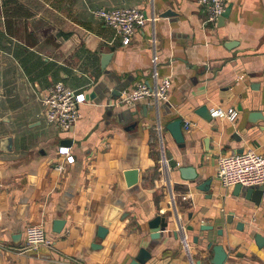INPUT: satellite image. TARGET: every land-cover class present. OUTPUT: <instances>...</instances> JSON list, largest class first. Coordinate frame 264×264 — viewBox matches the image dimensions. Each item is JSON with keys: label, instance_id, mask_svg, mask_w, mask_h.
<instances>
[{"label": "crops", "instance_id": "crops-1", "mask_svg": "<svg viewBox=\"0 0 264 264\" xmlns=\"http://www.w3.org/2000/svg\"><path fill=\"white\" fill-rule=\"evenodd\" d=\"M0 5V264H128L140 247L151 253L145 264H210L202 243L192 241L195 235L205 241V233L227 252L223 264H264V249L252 237L264 235V194L255 205L215 176L219 154L239 149L264 154V0H227L230 11L220 26L205 22L199 0H0ZM124 6L154 16L127 45L89 12ZM165 9L176 16L159 17ZM154 51L159 75L172 81L168 101L117 104L118 88L151 82ZM104 54L109 57L102 69ZM56 82L88 94L78 121L66 131L47 125L43 113L41 98ZM201 105L224 113L234 109L236 116L213 113L208 121L195 113ZM252 111L262 119L251 123ZM176 118L193 122L190 130L182 129V147L164 129L158 136L157 122L163 126ZM61 146L69 147L72 163L58 154ZM179 166L193 167L200 180L211 177L212 196L181 179ZM129 168L139 171L131 187L123 176ZM112 204L128 212L123 221L119 215L106 218ZM168 211L169 230L151 240L148 221ZM55 218L66 221L58 233L52 231ZM239 221L242 230L235 228ZM30 224H42L51 245L22 254L17 248ZM99 224L108 228L102 239L96 236ZM202 224L213 228L201 231ZM171 229L182 235L168 236ZM93 242L99 248H91Z\"/></svg>", "mask_w": 264, "mask_h": 264}, {"label": "built area", "instance_id": "built-area-1", "mask_svg": "<svg viewBox=\"0 0 264 264\" xmlns=\"http://www.w3.org/2000/svg\"><path fill=\"white\" fill-rule=\"evenodd\" d=\"M206 11V23L215 24L218 17L226 8L227 0H199ZM91 15L101 20L105 25L112 27L120 36L122 44L127 45L132 40L136 31L150 21H154V16L147 15L140 8L135 6H124L111 9L102 7L90 8ZM0 17H2V6L0 5ZM154 42V40H153ZM157 55L154 51L151 58V82L140 81L131 90L123 91L116 99L117 104L130 103L142 99H149L157 105L169 99L171 88V78L159 75L157 69ZM43 113L46 124L55 129L66 131L71 129L80 116L79 106L86 101V94L83 91L72 89L62 82L52 84L41 98ZM226 116L234 119L236 111L229 109L227 113L221 110L211 111V115ZM193 122L189 119H181V128L190 130ZM163 126L157 122L159 140ZM58 154L64 155L65 163H72L74 157L70 154L69 147L61 146ZM161 165L166 169L167 160L161 156ZM57 169L62 168V164L56 165ZM215 176L219 184L223 187H231L235 184L243 186H264V154L254 149H245L241 152L222 153L217 156L215 166ZM50 246L51 242L46 235L42 224L27 225L23 231V241L18 246L19 253L27 254L36 252L42 246Z\"/></svg>", "mask_w": 264, "mask_h": 264}, {"label": "water", "instance_id": "water-1", "mask_svg": "<svg viewBox=\"0 0 264 264\" xmlns=\"http://www.w3.org/2000/svg\"><path fill=\"white\" fill-rule=\"evenodd\" d=\"M230 11V5H227L223 13L218 17V25H222L224 19L228 16ZM171 16H176V12L171 10V9H165L159 13V17H171ZM109 54H104L102 56V63H101V68H105V61L108 59ZM101 86V85H100ZM126 87L124 88H118L116 90L115 98L120 96V94L124 91ZM99 87H95L94 91H92L91 96H95V94L98 92ZM86 97H88V94H86ZM195 113L204 118L205 120H211L212 115H211V110L206 106V105H201L195 109ZM258 119H262V115L259 111H252L249 114V121L251 123L256 122ZM138 121H134L131 126H135ZM163 129L168 131L171 135V137L174 139L176 144L180 147L184 146V135L183 131L181 128V119L176 118L173 120L168 121L163 125ZM237 139H240L236 133L234 134ZM10 142L11 139L10 137H6L3 139V143L6 145V149H10ZM238 152H241V149L238 150ZM177 171L179 173V177L181 179L187 180L189 182L195 183L197 189L202 190L206 192L208 197H211L213 192L216 190L215 185H213V179L211 177L207 179L200 180L199 179V174L194 170L193 167H188V166H179L177 168ZM138 169L137 168H129L123 171V176L126 182V185L128 187H131L135 185L138 181ZM232 194L236 196H241L243 199L251 201L255 205H259L262 199V196L264 194V186H243L240 184H235L232 188ZM68 194L65 192L63 194V200H66L68 198ZM58 211L62 212L63 207L59 206ZM171 214L170 211L156 215L154 218H152L150 221H148V230H149V238L151 240H155L160 238L161 232L164 229H168L171 226L172 222H167L166 218L169 217ZM119 215L120 220H124L128 216V212H122V208L117 206V205H109L106 213V218L108 220H113L116 216ZM191 217V212L188 213V218ZM234 217V213L231 211L229 212L225 219L227 223H231ZM176 220V218H175ZM65 219L63 218H55L52 222V231L55 233H58L61 231L65 224ZM177 223V222H176ZM244 225L243 221H239L236 223L235 228L237 230H242ZM213 228L212 225L209 224H202L200 225L199 229L201 231H208ZM188 230H191L192 227L190 225L187 226ZM108 232V228L104 225H97L96 228V236L98 238H104ZM217 235L222 234V229L217 228L216 231ZM179 235H182L181 232L171 229V233L168 234V236H171L173 238H178ZM253 239L256 243V245L260 248L264 249V235L260 233H254L253 234ZM181 238V237H180ZM184 240V239H183ZM204 240V239H203ZM202 239L199 240L198 236H193L192 241L194 243H202V248L207 251V254L205 256L204 261L209 262L210 264H223L224 261L226 260L227 257V252L224 250L223 246L221 243H218L213 240L208 239V234L205 233V241ZM98 243H91L90 247L91 248H99ZM149 247H153V243L149 244ZM41 257L45 258H50V255L46 254H40ZM151 257V253L149 251V248L146 247H140L135 254V256L129 261L128 264H145L146 261H148ZM1 263V262H0ZM199 262H197L198 264Z\"/></svg>", "mask_w": 264, "mask_h": 264}]
</instances>
